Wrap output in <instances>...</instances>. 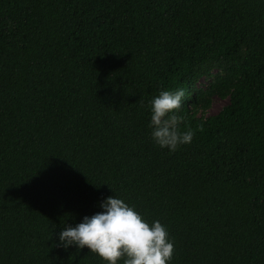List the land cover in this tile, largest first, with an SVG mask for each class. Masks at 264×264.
<instances>
[{"label": "trees", "instance_id": "16d2710c", "mask_svg": "<svg viewBox=\"0 0 264 264\" xmlns=\"http://www.w3.org/2000/svg\"><path fill=\"white\" fill-rule=\"evenodd\" d=\"M177 88L169 152L149 102ZM114 195L170 264H264V0H0V264H104L54 245Z\"/></svg>", "mask_w": 264, "mask_h": 264}, {"label": "clouds", "instance_id": "9594fccd", "mask_svg": "<svg viewBox=\"0 0 264 264\" xmlns=\"http://www.w3.org/2000/svg\"><path fill=\"white\" fill-rule=\"evenodd\" d=\"M185 91L162 90L150 103L149 128L154 144L175 152L192 141L190 128L181 130ZM101 211L84 216L74 227L65 223L54 246L77 251L85 247L104 264H170L174 244L158 220L149 223L123 199L108 196L99 203Z\"/></svg>", "mask_w": 264, "mask_h": 264}, {"label": "rangeland", "instance_id": "374dc122", "mask_svg": "<svg viewBox=\"0 0 264 264\" xmlns=\"http://www.w3.org/2000/svg\"><path fill=\"white\" fill-rule=\"evenodd\" d=\"M227 104V100H223L220 98H215L213 100L212 107L208 111V115H215L220 112V110Z\"/></svg>", "mask_w": 264, "mask_h": 264}]
</instances>
